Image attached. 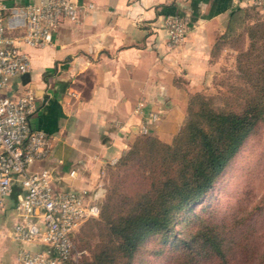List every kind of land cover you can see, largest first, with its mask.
Segmentation results:
<instances>
[{
	"label": "crops",
	"instance_id": "1",
	"mask_svg": "<svg viewBox=\"0 0 264 264\" xmlns=\"http://www.w3.org/2000/svg\"><path fill=\"white\" fill-rule=\"evenodd\" d=\"M87 1L95 7L61 22L53 44L20 45L31 69L12 77L3 92H33L37 108L31 124L51 136L50 156L34 162L31 170L50 168L56 191L87 188L100 200L106 165L129 147L141 125L162 141L172 139L190 93L216 62L215 43L226 32L231 11L251 1ZM167 13L188 19L185 38L177 45L169 42ZM140 101L142 114L134 110ZM150 111L158 113L157 120L148 117ZM20 195L14 184L0 207V264H15L19 245L8 232Z\"/></svg>",
	"mask_w": 264,
	"mask_h": 264
},
{
	"label": "trees",
	"instance_id": "2",
	"mask_svg": "<svg viewBox=\"0 0 264 264\" xmlns=\"http://www.w3.org/2000/svg\"><path fill=\"white\" fill-rule=\"evenodd\" d=\"M236 21L247 22L245 32L236 36L248 37V45L238 47L236 56L243 83L232 84L223 95L193 93L171 142L139 133L114 165H106L110 178L100 212L84 222L95 225L100 238L90 255L85 245L76 246L82 251L79 264H148V251L163 253L157 242L179 249L174 263L231 264L226 251L232 238L225 229L230 225L196 210L191 216L190 210L264 125V18L237 6L216 45L234 35ZM216 97H223V103ZM177 223L185 227L180 236ZM256 264H264V250Z\"/></svg>",
	"mask_w": 264,
	"mask_h": 264
},
{
	"label": "built area",
	"instance_id": "3",
	"mask_svg": "<svg viewBox=\"0 0 264 264\" xmlns=\"http://www.w3.org/2000/svg\"><path fill=\"white\" fill-rule=\"evenodd\" d=\"M250 1L264 6V0ZM94 7L87 0H0V207L17 184L21 195L8 232L19 245L15 264H79L82 251L74 237L85 220L100 212V200L89 189L56 191L50 168L31 170L34 162L50 156L51 136L31 124L30 115L37 108L33 92L17 96L3 92L12 77L31 69L30 56L21 44H53L61 22L75 20L81 11ZM164 25L172 45L183 41L188 27L185 15L167 13ZM143 106L138 102L135 112L142 114ZM148 117L157 120L158 113L150 111ZM140 133H149L148 127L141 125Z\"/></svg>",
	"mask_w": 264,
	"mask_h": 264
},
{
	"label": "rangeland",
	"instance_id": "4",
	"mask_svg": "<svg viewBox=\"0 0 264 264\" xmlns=\"http://www.w3.org/2000/svg\"><path fill=\"white\" fill-rule=\"evenodd\" d=\"M244 7L249 8L254 16L264 18V6L250 2ZM246 21L252 22L253 19ZM246 21H236L232 31L234 35L225 39L223 43L215 44L216 62L212 65L208 77L204 78L198 89L190 93L189 98L197 91L206 94H227L232 84L243 83L244 79L238 75L236 56L238 47L241 49L248 45V37L245 34L244 38L236 39V36L239 32H245ZM215 101L223 103V97H216ZM171 141L172 139L169 142ZM116 161L117 159L109 164L114 165ZM109 178L105 168L104 194ZM195 210L215 222L224 220L230 225L225 229L228 230V237L232 238V244L226 251L231 264L257 263L259 253L264 250V125L249 136L213 183L203 201L192 205L191 212L189 211L191 216ZM193 222L195 221H191ZM82 225L74 240L76 246L85 245L86 253L90 255V251L100 237L95 225ZM184 228L178 223L175 225L178 236L182 234ZM157 244L159 247H164L163 253L158 255L148 251L146 255L150 259L148 264H178L174 263L173 259L179 251L178 248L168 243L157 242Z\"/></svg>",
	"mask_w": 264,
	"mask_h": 264
}]
</instances>
